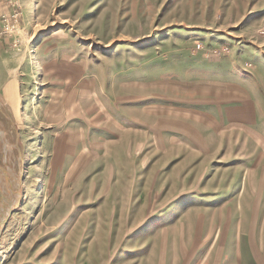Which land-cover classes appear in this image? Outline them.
Segmentation results:
<instances>
[{"label": "rangeland", "instance_id": "374dc122", "mask_svg": "<svg viewBox=\"0 0 264 264\" xmlns=\"http://www.w3.org/2000/svg\"><path fill=\"white\" fill-rule=\"evenodd\" d=\"M0 30V264L264 250V0H0Z\"/></svg>", "mask_w": 264, "mask_h": 264}, {"label": "crops", "instance_id": "0c3cea01", "mask_svg": "<svg viewBox=\"0 0 264 264\" xmlns=\"http://www.w3.org/2000/svg\"><path fill=\"white\" fill-rule=\"evenodd\" d=\"M0 34H1V30H0ZM1 38V37H0ZM3 61H4V54L0 52V65H3ZM1 74V73H0ZM3 82V78L2 75H0V84ZM242 89V88H240ZM256 98L258 100L257 97V93H256ZM259 101V100H258ZM228 120L226 121V123H222V122H218V125H215V127L221 128V130L224 128H228L230 126V118H227ZM260 122L264 123V120H260ZM248 124H250L249 126L252 128L253 131H257L259 134L262 135V131L259 129V127L253 125L250 121H248ZM219 126V127H218ZM212 128L213 125H212ZM249 133V132H248ZM255 140H256V136L253 135V133H249ZM262 138L264 139V136L262 135ZM243 188H249V187H253V189H257V188H264V151H262V153H260L259 158L256 160V162H254V164L248 168L247 173L244 175L243 178ZM263 195H260L259 192L254 191L252 193V198L250 199H246V197L243 199L242 203L243 204H256V203H260V201L262 200ZM247 209V208H246ZM246 216H240L241 214H239V218L241 217V219L244 221L245 218H259L257 217V215H254L255 213H250V212H246ZM252 214V216H251ZM180 232V231H179ZM189 232V231H188ZM183 234V233H181ZM190 236H197V234H193ZM180 234L176 231H173V238H172V245L171 246H177L178 243H180V238L182 236H179ZM263 235V233L260 232V228H257L255 226L252 227H242L239 228L237 230L236 233V245H235V251L237 249V252L240 254L239 255V260L240 262L242 261L244 263V260L246 261L247 264H262V261L264 260V250H258V247L260 245L259 240L260 237ZM178 237V238H177ZM194 239V238H193ZM194 240L191 241V245L193 246L194 244ZM166 242H168V239H166ZM202 244V245H201ZM200 247H199V251L204 253V256L202 257V259L197 260H192V256L189 255L192 253V251H190L192 249L191 248L187 251L186 255L183 253L179 258L174 257L175 259H172V263L171 264H218L219 262H211V259H209L211 253L213 252V244L211 245H207L204 243H201ZM177 248V247H176ZM181 249V248H180ZM262 249L263 246H262ZM183 251V249H181ZM178 250L173 248V253H171L173 256H176L175 253ZM185 252V251H184ZM244 253V254H242ZM179 254V253H178ZM194 257V254H193ZM204 258V259H203ZM168 260L164 259V264H167ZM161 264V262H160ZM221 264V263H219ZM264 264V263H263Z\"/></svg>", "mask_w": 264, "mask_h": 264}, {"label": "bare ground", "instance_id": "6f19581e", "mask_svg": "<svg viewBox=\"0 0 264 264\" xmlns=\"http://www.w3.org/2000/svg\"><path fill=\"white\" fill-rule=\"evenodd\" d=\"M36 18V17H35ZM35 18H32V21L35 19ZM40 179V178H39Z\"/></svg>", "mask_w": 264, "mask_h": 264}]
</instances>
